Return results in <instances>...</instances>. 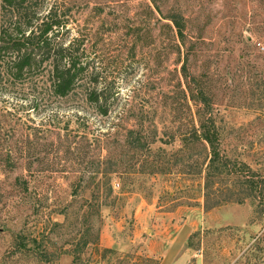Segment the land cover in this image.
<instances>
[{"label":"rangeland","instance_id":"374dc122","mask_svg":"<svg viewBox=\"0 0 264 264\" xmlns=\"http://www.w3.org/2000/svg\"><path fill=\"white\" fill-rule=\"evenodd\" d=\"M55 1L71 9L73 34L88 33L93 66L117 80L121 99L100 136L95 113L77 119L68 104L18 112L0 92V264H162L167 255L170 264H264V0H158L153 12L150 0H46L45 8ZM173 8L188 18L189 69L211 96L221 149L236 163L232 183L241 174L259 183L243 202L206 209L202 180L180 150L196 107L186 47L167 19ZM122 128L154 140L145 158L161 152L169 169L146 173Z\"/></svg>","mask_w":264,"mask_h":264},{"label":"trees","instance_id":"16d2710c","mask_svg":"<svg viewBox=\"0 0 264 264\" xmlns=\"http://www.w3.org/2000/svg\"><path fill=\"white\" fill-rule=\"evenodd\" d=\"M150 2L148 7L152 12L153 9L160 11L158 0ZM65 3L55 1L45 8L46 0H0V92L8 93L12 100H16L18 112L26 107L35 111L42 105L68 104L75 108L73 111L77 119L82 117L83 111L85 117L95 113L101 117V123L97 126L100 136L108 135L106 119L120 102L121 88L115 78L109 80L103 72L94 68L89 35L73 34L71 9ZM167 19L176 29L179 50L180 46L186 47L187 56L182 71L186 80V95L196 107L191 114L188 130L180 139V150H187L190 154L189 173L202 180L206 209L223 201L234 200V197H237L236 201L243 202L253 193L251 190L258 188L259 183L242 174L237 176V183H232L237 173L236 163H231L221 149V130L211 96L199 76L189 69L188 55L192 40H188V18L181 9L173 8ZM23 100L25 103H22ZM188 108L191 110L190 103ZM51 113L58 115L61 112L56 110ZM55 127L69 129L68 126ZM122 129L129 134V144L135 153H141L146 173H164L169 169L168 161L163 159L165 154L161 152L156 153L155 161L145 158L149 157L146 152L151 151L154 140L145 134L141 136L136 128ZM114 131L113 137L119 138L122 130L118 128ZM135 133L138 135L135 136ZM119 141L116 145H120ZM105 144L112 146L115 140ZM197 146H201V152L203 149L205 151L202 157L194 155ZM103 162L102 158L94 161L97 169L95 175L103 169ZM106 162H112L117 167L120 164L116 156H109ZM241 165L248 167L245 163ZM242 167L241 170H249ZM103 173L105 177L111 175L106 170ZM108 185L111 192V181ZM97 190L100 191L99 188Z\"/></svg>","mask_w":264,"mask_h":264},{"label":"crops","instance_id":"0c3cea01","mask_svg":"<svg viewBox=\"0 0 264 264\" xmlns=\"http://www.w3.org/2000/svg\"><path fill=\"white\" fill-rule=\"evenodd\" d=\"M174 249V248H173ZM168 257V255L166 256V258H164L163 259V261H162V264H170V263H167V261L169 260V258H167ZM185 257L184 258H182L180 261H179V263L178 264H183V262L185 261Z\"/></svg>","mask_w":264,"mask_h":264}]
</instances>
